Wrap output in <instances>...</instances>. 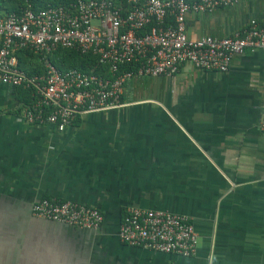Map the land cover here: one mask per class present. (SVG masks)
<instances>
[{
	"label": "crops",
	"instance_id": "crops-1",
	"mask_svg": "<svg viewBox=\"0 0 264 264\" xmlns=\"http://www.w3.org/2000/svg\"><path fill=\"white\" fill-rule=\"evenodd\" d=\"M254 20L264 27V0L190 13L187 32L226 38ZM263 107L261 48L233 55L227 71L186 62L135 77L121 106L64 130L27 122L20 94L0 80V264H264ZM43 197L96 207L104 220L40 218L32 205ZM132 207L188 216L194 254L123 241Z\"/></svg>",
	"mask_w": 264,
	"mask_h": 264
},
{
	"label": "built area",
	"instance_id": "built-area-1",
	"mask_svg": "<svg viewBox=\"0 0 264 264\" xmlns=\"http://www.w3.org/2000/svg\"><path fill=\"white\" fill-rule=\"evenodd\" d=\"M25 1V7L0 12V80L35 86L39 98L24 109L23 117L59 130L78 114L121 106L125 85L135 77L172 75L186 62L197 69L227 71L233 55L264 49V27L255 20L226 38L188 35L190 13L211 12L242 0H71L40 10ZM57 47L96 56L113 78L93 69L61 71L52 60ZM26 48L40 54L44 74L28 75L18 67L15 53ZM123 64L134 69L121 72ZM260 128L264 132V107ZM32 210L40 218L81 228H96L104 220L96 207L55 197L35 201ZM120 237L133 246L191 256L198 234L186 215L132 207Z\"/></svg>",
	"mask_w": 264,
	"mask_h": 264
},
{
	"label": "trees",
	"instance_id": "trees-1",
	"mask_svg": "<svg viewBox=\"0 0 264 264\" xmlns=\"http://www.w3.org/2000/svg\"><path fill=\"white\" fill-rule=\"evenodd\" d=\"M71 0H29L31 2V8L33 10H40L46 8L49 3H68ZM19 6H26L25 0H0V12H8L12 9H17ZM173 19H167V23H171ZM22 54V57H21ZM18 66L24 69L28 75H42L45 73V68L40 60V54L30 48L21 49L17 52ZM24 57V58H23ZM52 60L61 71H67L71 68L90 72L93 69L95 74L102 75L106 78H113L112 73L109 71V67L98 62L96 56L92 54H84L77 49H66L57 47L52 53ZM134 66L131 64H123L120 66V71L132 70ZM15 90L20 94L25 107L30 106L38 98L39 94L35 86L25 87L24 85L14 86ZM123 100V98H122ZM123 102V101H122ZM81 119V115L78 114L73 123H78ZM51 198V197H43ZM42 199V198H41ZM126 212L124 213L125 217ZM123 217V219H124ZM151 250V249H150ZM154 251V250H153Z\"/></svg>",
	"mask_w": 264,
	"mask_h": 264
}]
</instances>
